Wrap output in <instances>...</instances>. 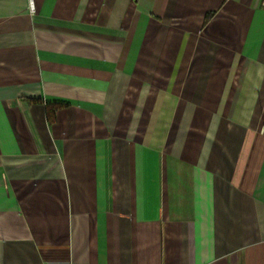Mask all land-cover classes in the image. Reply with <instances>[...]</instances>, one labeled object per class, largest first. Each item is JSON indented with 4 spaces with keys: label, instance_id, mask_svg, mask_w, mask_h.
<instances>
[{
    "label": "crops",
    "instance_id": "1",
    "mask_svg": "<svg viewBox=\"0 0 264 264\" xmlns=\"http://www.w3.org/2000/svg\"><path fill=\"white\" fill-rule=\"evenodd\" d=\"M0 264H264L257 0H0Z\"/></svg>",
    "mask_w": 264,
    "mask_h": 264
},
{
    "label": "built area",
    "instance_id": "2",
    "mask_svg": "<svg viewBox=\"0 0 264 264\" xmlns=\"http://www.w3.org/2000/svg\"><path fill=\"white\" fill-rule=\"evenodd\" d=\"M259 2L260 7L264 8V0H257Z\"/></svg>",
    "mask_w": 264,
    "mask_h": 264
}]
</instances>
